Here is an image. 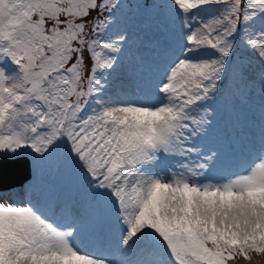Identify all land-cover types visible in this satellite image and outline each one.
Listing matches in <instances>:
<instances>
[{"label": "snow or ice", "instance_id": "snow-or-ice-1", "mask_svg": "<svg viewBox=\"0 0 264 264\" xmlns=\"http://www.w3.org/2000/svg\"><path fill=\"white\" fill-rule=\"evenodd\" d=\"M124 7L0 0V264H251L264 0L145 4L157 35L139 47ZM256 90L258 135L208 146L213 105Z\"/></svg>", "mask_w": 264, "mask_h": 264}, {"label": "rangeland", "instance_id": "rangeland-1", "mask_svg": "<svg viewBox=\"0 0 264 264\" xmlns=\"http://www.w3.org/2000/svg\"><path fill=\"white\" fill-rule=\"evenodd\" d=\"M154 2H159V0H121V3L125 5L123 13L126 23L128 24L132 34H133V43L139 47L142 42H147L148 39L157 35L155 29V19L156 14L154 10H147L142 6L145 4H152ZM241 100V101H240ZM237 97H229L227 99L220 98L213 107L216 109L213 113L214 117L218 114L223 115L227 118L228 123L231 126V131L226 133L227 128L220 129L216 122V117L213 122V128L209 134L208 142L206 143L210 147H220L228 142V140L234 137L237 132L249 130L258 135V124L260 118V99L258 90L248 99ZM219 105H222L218 107ZM227 108L225 109V106ZM247 114L248 117L256 116V121L253 123L246 120H242V115ZM247 117V118H248ZM235 123L234 127L232 124ZM255 125V127H253ZM212 138V139H211ZM211 139V141H210ZM16 171V170H12ZM11 171V172H12ZM10 174V172H8ZM22 174V173H21ZM13 176H8L6 179H11ZM31 181L27 182L24 187L31 183H34L33 177L31 176ZM39 179V178H38ZM48 179L47 173L44 174L43 180ZM22 189L17 191V194L22 193ZM33 196H39L40 191L37 190L32 193ZM253 257H264V254H252ZM239 264H248V262L241 260Z\"/></svg>", "mask_w": 264, "mask_h": 264}, {"label": "water", "instance_id": "water-1", "mask_svg": "<svg viewBox=\"0 0 264 264\" xmlns=\"http://www.w3.org/2000/svg\"><path fill=\"white\" fill-rule=\"evenodd\" d=\"M12 170H16L15 168H13V167H9L8 169H7V172H6V176L5 177H8V176H13V178H17V176H18V178H20V180H18V182L17 183H20V182H25L26 180H28L29 179V177H30V175L27 173V172H19L18 170H16L15 172L14 171H12ZM12 171V172H11ZM8 172H10V174L8 173ZM23 174V176H22V174ZM26 177H27V179H26ZM13 178H11L10 180H12Z\"/></svg>", "mask_w": 264, "mask_h": 264}, {"label": "trees", "instance_id": "trees-1", "mask_svg": "<svg viewBox=\"0 0 264 264\" xmlns=\"http://www.w3.org/2000/svg\"><path fill=\"white\" fill-rule=\"evenodd\" d=\"M251 264H264V257H253L252 256V261H251Z\"/></svg>", "mask_w": 264, "mask_h": 264}]
</instances>
